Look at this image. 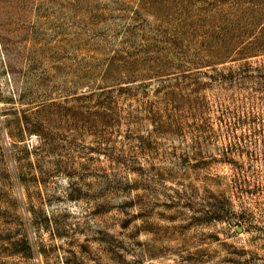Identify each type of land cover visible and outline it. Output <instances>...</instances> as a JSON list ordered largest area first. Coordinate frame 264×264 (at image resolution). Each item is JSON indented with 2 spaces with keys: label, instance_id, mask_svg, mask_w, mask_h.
<instances>
[{
  "label": "rangeland",
  "instance_id": "rangeland-1",
  "mask_svg": "<svg viewBox=\"0 0 264 264\" xmlns=\"http://www.w3.org/2000/svg\"><path fill=\"white\" fill-rule=\"evenodd\" d=\"M0 264H264V0H0Z\"/></svg>",
  "mask_w": 264,
  "mask_h": 264
}]
</instances>
